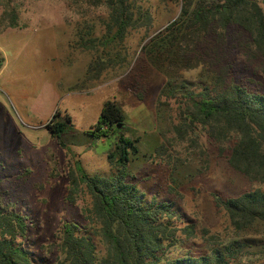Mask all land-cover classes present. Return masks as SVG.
Masks as SVG:
<instances>
[{"label":"rangeland","instance_id":"rangeland-1","mask_svg":"<svg viewBox=\"0 0 264 264\" xmlns=\"http://www.w3.org/2000/svg\"><path fill=\"white\" fill-rule=\"evenodd\" d=\"M132 1L149 19L139 17L116 51L80 45L79 38L88 42L102 35V7L88 9L90 20L83 24L65 0L7 2L19 26L0 25V205L25 217V237L15 243L31 264H55L63 223L86 225L81 215L85 194L78 193L73 204L66 201L69 172L79 162L87 174L109 173L105 155L118 131L99 140L86 133L105 100L119 107L125 118L123 134L136 140L137 153L127 167L129 182L146 200L172 203L180 217L177 225L193 228L192 238L177 234L181 242L168 251L169 257L196 256L233 241L246 245L247 240L264 238V223L235 233L216 202L257 188L264 191V185L229 168L219 145L206 144L202 136L196 140L193 134L181 141L173 131L177 102L169 97L170 90L177 98L196 92L209 84L212 73L201 65L180 68L176 60L170 68H156L141 52L177 18L180 2ZM3 4L0 0V16ZM234 30L226 31L224 41L229 80L264 94V60L244 53ZM105 52L125 61L105 68L94 80L85 79L88 66L97 57H107ZM51 119L65 121L71 130L62 137L65 149L44 127ZM257 251L242 246L237 264H258Z\"/></svg>","mask_w":264,"mask_h":264},{"label":"trees","instance_id":"trees-1","mask_svg":"<svg viewBox=\"0 0 264 264\" xmlns=\"http://www.w3.org/2000/svg\"><path fill=\"white\" fill-rule=\"evenodd\" d=\"M3 1L1 28H17L16 11L8 0ZM180 2L177 18L153 35L142 46V54L156 68L180 62V68L203 66L212 73L209 84L200 90L169 97L177 102V125L174 134L181 141L193 134L206 144H217L225 151L227 166L248 180L264 185V94L249 90L229 80V65L224 56L226 31L232 27L241 39L244 53L264 60V0H174ZM68 8L78 11L82 23L90 20V8L102 7L100 21L103 33L80 45L91 49L99 44L116 51L128 29L139 17L148 15L135 10L132 0H65ZM137 14V15H136ZM136 15V17H135ZM97 57L86 70L87 80H94L107 67L122 63L124 58ZM175 64H173L174 67ZM169 85V82L166 83ZM163 93V90L162 92ZM140 99V95H137ZM124 115L111 100H105L95 123L87 131L93 139H107L115 130L105 159L106 174H87L79 162L69 172L66 201L73 204L78 193L87 201L81 209L86 222L83 228L63 223L60 230L59 257L55 264H237L242 246L259 249L258 264H264V238L247 240L246 245L233 241L224 247H211L196 256L183 254L169 257L168 251L181 242L178 233L193 237L190 225L179 227L180 217L172 203L146 200L129 182L128 163L137 153L136 140L126 137ZM68 120V118H66ZM65 121L44 127L58 147L65 149L63 135L70 133ZM235 233L244 232L257 223H264V191L254 189L232 198L216 199ZM26 233L25 217L4 211L0 205V264H31L28 254L17 239Z\"/></svg>","mask_w":264,"mask_h":264}]
</instances>
